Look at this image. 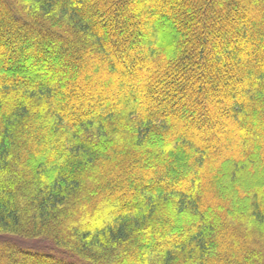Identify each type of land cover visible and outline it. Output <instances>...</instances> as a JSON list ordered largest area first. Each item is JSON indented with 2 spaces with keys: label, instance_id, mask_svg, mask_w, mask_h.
Instances as JSON below:
<instances>
[{
  "label": "trees",
  "instance_id": "1",
  "mask_svg": "<svg viewBox=\"0 0 264 264\" xmlns=\"http://www.w3.org/2000/svg\"><path fill=\"white\" fill-rule=\"evenodd\" d=\"M0 264H264V0H0Z\"/></svg>",
  "mask_w": 264,
  "mask_h": 264
}]
</instances>
